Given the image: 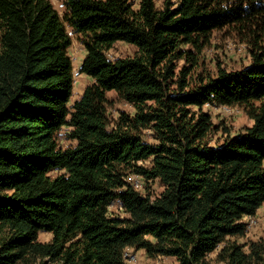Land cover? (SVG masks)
Listing matches in <instances>:
<instances>
[{
    "label": "trees",
    "instance_id": "trees-1",
    "mask_svg": "<svg viewBox=\"0 0 264 264\" xmlns=\"http://www.w3.org/2000/svg\"><path fill=\"white\" fill-rule=\"evenodd\" d=\"M250 25H264V0H64L63 14L0 0V264H129L127 249L264 264V239L236 240L264 205V47L241 70L192 73L214 32ZM71 34L93 80L72 105ZM118 42L136 53L109 58ZM109 92L135 113L112 122ZM207 105L243 107L253 124L213 145Z\"/></svg>",
    "mask_w": 264,
    "mask_h": 264
},
{
    "label": "rangeland",
    "instance_id": "rangeland-1",
    "mask_svg": "<svg viewBox=\"0 0 264 264\" xmlns=\"http://www.w3.org/2000/svg\"><path fill=\"white\" fill-rule=\"evenodd\" d=\"M55 8L63 14L64 0H51ZM72 35V34H71ZM261 47H264V25L258 29L254 25L250 26H231L223 30L216 31L212 34V38L199 54V66L193 70V76L198 73L215 74L219 67L228 71L241 70L245 66L250 65L252 53L258 52ZM196 52V50H194ZM136 53V48L127 43L118 42L114 44L111 50L107 52V56L111 59L131 57ZM197 53V52H196ZM69 54L72 58L75 71V84L73 90V97L70 105L77 100L90 85L92 78L80 73V68L86 56V50L79 38L72 35V46L69 49ZM184 64V61L179 63V67ZM110 105L108 107V115L112 122H114L122 111L133 115L135 109L118 99L115 92H109ZM205 112H209L212 116L214 124L218 127L211 133L209 140L211 144L222 143L225 139L233 137L240 132L245 131L247 127L252 126L253 121L247 116L243 107H231L227 112L223 107L207 105L203 108ZM68 131L63 128L59 134L60 144L63 147H68L74 144L68 139ZM150 132H145L144 138L147 141H153L150 137ZM59 173H54L58 175ZM140 180V184L145 187L148 193L156 195L162 191V188L157 182L147 183ZM110 215L124 216V212L119 204L115 203L109 208ZM248 218L244 219L247 222ZM256 224L253 228L247 230L246 236L243 238H236L238 243L242 245H249L252 242H257L264 239V205L258 210L254 217ZM40 241L49 242L52 235L48 233H41ZM245 249H249L247 246ZM141 251V252H139ZM131 250L138 258L136 264H176L173 259L157 257L150 258L146 255L144 250ZM213 254L211 258H215Z\"/></svg>",
    "mask_w": 264,
    "mask_h": 264
},
{
    "label": "built area",
    "instance_id": "built-area-1",
    "mask_svg": "<svg viewBox=\"0 0 264 264\" xmlns=\"http://www.w3.org/2000/svg\"><path fill=\"white\" fill-rule=\"evenodd\" d=\"M223 108H224L227 112H229V111L231 110V107H229V106H223ZM131 180L134 181V183L136 184L137 187L141 188L140 180H142V178L137 177V176H133V177H131ZM254 217H255V216H254ZM254 217H246V218H248V219H247L248 221L245 222L246 225H247V230L253 228L254 225L256 224V221L254 220ZM244 219H245V218H244ZM131 250H133V249H127V250H126V252H125V258H126V260H127V262H128L129 264H136V263L138 262V258L136 257L135 254H133V253L131 252Z\"/></svg>",
    "mask_w": 264,
    "mask_h": 264
},
{
    "label": "crops",
    "instance_id": "crops-1",
    "mask_svg": "<svg viewBox=\"0 0 264 264\" xmlns=\"http://www.w3.org/2000/svg\"><path fill=\"white\" fill-rule=\"evenodd\" d=\"M139 252H141V251H139Z\"/></svg>",
    "mask_w": 264,
    "mask_h": 264
}]
</instances>
